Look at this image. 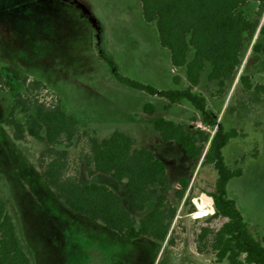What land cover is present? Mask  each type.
I'll list each match as a JSON object with an SVG mask.
<instances>
[{
	"label": "rangeland",
	"instance_id": "1",
	"mask_svg": "<svg viewBox=\"0 0 264 264\" xmlns=\"http://www.w3.org/2000/svg\"><path fill=\"white\" fill-rule=\"evenodd\" d=\"M35 2L27 13L36 14L37 18L28 16L26 31H12V46L0 48V57L17 67L12 68L41 81L62 101L67 112L81 119L99 121L102 126L133 132L140 146L155 150L156 156L164 162L167 182L161 187H149L147 207L142 212L134 211L131 197L122 185L107 175L88 176L84 166L88 146L81 135L75 137L68 148L66 175L81 183L107 186L136 219L153 208L160 194L168 198L176 213L166 239L159 241L146 236L124 239L100 219L72 212L42 176L41 153L45 142L28 136L16 140L12 127L6 123L9 109L23 87L9 77L7 69H2L8 87L0 90V199L32 264H228L226 260L217 263L210 247L212 233L225 219L207 220L212 211L200 197L201 193L213 192L217 176L211 164H201L214 129L193 117L194 108L190 103L171 105L165 111L166 100L111 79L99 55L101 36L98 31L90 29L71 9L57 1ZM111 2L89 0L88 9L99 24L109 23ZM125 3L131 5L132 1ZM253 5L250 2L239 6L237 14L255 23L257 28L264 27V12L257 17ZM142 27L135 21L129 32L114 37L113 54L103 48L113 56L123 76L157 90L184 89L185 84L178 86L173 82V77L184 75V71L172 69L167 49L158 43L154 24L150 30ZM241 37L240 56L244 63L227 79L223 92H219L216 81L207 80L209 63L203 68L201 83L193 91L205 97L218 123L238 132V136L222 148L226 164L242 172L229 180L226 194L235 201L251 234L262 240L264 92L245 89L240 78L246 77L252 86L264 88V36L258 35L253 43L245 33ZM3 62L1 59L0 68ZM38 99L50 101L43 91ZM146 103L153 105L152 115L143 113ZM13 112L14 119L23 122L19 109ZM168 114L183 121L188 118L186 130L202 147L198 158L190 159L174 142H163L154 130L153 122ZM181 178L189 180V184L182 200L177 201L174 192ZM203 229L210 232L199 241Z\"/></svg>",
	"mask_w": 264,
	"mask_h": 264
},
{
	"label": "trees",
	"instance_id": "2",
	"mask_svg": "<svg viewBox=\"0 0 264 264\" xmlns=\"http://www.w3.org/2000/svg\"><path fill=\"white\" fill-rule=\"evenodd\" d=\"M249 0H140L141 13L145 22L155 23L158 43L167 49L173 68L183 69L186 87L182 90H157L123 76L113 56L100 41L99 55L106 64L111 79L128 88L157 96L169 104L186 100L199 112L200 122L214 129L202 163H208L216 171L213 192V212L207 220L225 219L212 233L210 247L217 263L226 260L228 264H264V238L256 239L250 232L234 200L228 198L226 187L230 179L242 174L240 169H231L222 155V148L231 138L238 136L234 128L225 129L217 122L208 108L205 97L193 90L199 82L200 71L208 62L209 82L216 81L223 92L224 80L233 76L240 66V51L243 47L242 34L252 36L257 25L237 14L239 6ZM257 2L256 16L264 12V0ZM264 36V27L259 29ZM189 47L194 49L187 59ZM9 77L20 82L23 91L15 98L9 109L6 123L13 129V137L22 140L25 136L45 142L41 153L42 176L64 204L74 213L90 219H100L106 227L117 232L124 239L146 236L164 241L176 209L168 198L160 194L155 198L153 208L136 219L126 211L120 197L103 184L81 183L66 175L68 148L78 135L85 138L88 152L84 166L88 176L103 174L122 185L131 197L133 209L142 212L150 196L148 188L164 186L167 174L164 162L145 147L135 148L134 140L121 132H113L101 141L91 136L73 117L67 116L60 105V99L39 80L15 68L7 69ZM245 89L264 92L261 86H252L246 77H241ZM178 84L179 76L173 77ZM8 87V81L0 68V90ZM49 102L39 100L41 92ZM167 107V106H166ZM23 114V122L14 119V109ZM143 113L151 115L154 107L146 103ZM83 128V129H82ZM154 130L163 142H174L190 159L198 158L202 147L191 137L186 127L164 118L153 123ZM82 129V130H81ZM264 168V167H263ZM174 197L181 201L189 180L180 179ZM191 212V211H190ZM207 214V213H206ZM205 214V215H206ZM210 231L203 229L199 241ZM0 264H31L23 251L11 216L0 199Z\"/></svg>",
	"mask_w": 264,
	"mask_h": 264
},
{
	"label": "crops",
	"instance_id": "3",
	"mask_svg": "<svg viewBox=\"0 0 264 264\" xmlns=\"http://www.w3.org/2000/svg\"><path fill=\"white\" fill-rule=\"evenodd\" d=\"M35 1L36 0H0V48H2V49H10L11 48L12 42H13L12 31H14L13 33H17V32L21 33V32H24L28 29V25L25 22L26 20H28V16L32 17V18H35V17L37 18L36 14L29 15L27 13V9L30 7V5L36 4ZM51 1H57L58 3H61L65 6H67L69 9H71L73 11V13L76 15V17L80 21H82L83 23H86L90 29L97 30L98 35L101 36V42H102L103 46H105V48L110 53L113 51L112 47L115 44L114 37L118 38L119 35H121L122 33H125V31L129 32L130 26L132 25L133 22L137 21V24L140 25V27L143 26L142 28H144V29L150 30V28L153 26V24L155 27L154 22L147 23L144 21V19L142 17V13H141L140 0H131L132 1L131 5H129L128 3L126 4L125 3L126 0H112V2H111V9L112 10L110 13L111 15L107 19V21L109 20V23L106 22L103 25L99 24L98 20L94 16H92L91 12L89 11V9H88L89 0H51ZM127 1H129V0H127ZM250 2H252V4H254L253 6H255L257 9V2L256 1L249 0L244 5H247ZM244 5H242V6H244ZM33 15H35V16H33ZM106 24H108V25H106ZM259 29L260 28L256 27L254 34L252 36L248 37L250 40L252 39L253 42H255V40L258 38V35H261L259 33ZM155 32H156V30H155ZM108 37H110V39ZM188 52H190V58L189 59H191L193 54H194V49L192 47H189ZM188 52H187V54H188ZM111 54H113V53H111ZM1 59L4 61L1 69H8L11 66L17 68L15 65H13L11 62H9L7 59L4 60L3 57H0V61H1ZM206 64H208V62L204 63V67ZM172 69L175 72H177L179 70L178 68H173V67H172ZM19 70H21V69H19ZM202 72H203V69L200 71L199 82H198L197 86L194 88V90H196L198 88L199 84L201 83ZM178 76H179V82L176 85L179 86L181 84H185V87H186L184 75H182V76L178 75ZM227 79L224 80V83L227 81ZM185 103H189V102H187L186 100H180V101L173 103V104H169L167 102V105H166L167 107L165 106V111H168V109H170L171 105L184 106ZM60 105H61L63 112L67 116L73 117L74 120L79 125L83 126V128L91 136H93L96 140L101 141L104 139H108L113 132L118 131V132H121V133H124V134L130 136L134 140V147L135 148L144 147V146H140L138 144L137 137L133 132H128V131L125 132L122 129H116L115 127L102 126L101 122H99V121H90V120L78 118L75 115H73L72 113L67 112V110L62 106L61 100H60ZM146 115H148V114H146ZM193 117H195L198 121L200 119V114L195 109H194ZM163 118L166 120H170L176 124H181L185 127L188 125V122H187L188 118L185 121H183L181 118L175 117L174 114H168V116L166 115ZM145 148H147V147H145ZM154 154H155V152H154ZM192 160H194V159H192ZM165 168H166V166H165ZM181 179H185V178H181ZM21 245H22V243H21ZM22 247H23V245H22ZM23 251H24V248H23ZM27 257H28V255H27ZM29 260L31 262L30 258H29ZM31 264H32V262H31Z\"/></svg>",
	"mask_w": 264,
	"mask_h": 264
},
{
	"label": "water",
	"instance_id": "4",
	"mask_svg": "<svg viewBox=\"0 0 264 264\" xmlns=\"http://www.w3.org/2000/svg\"><path fill=\"white\" fill-rule=\"evenodd\" d=\"M200 197L208 204L209 209L213 212V198L206 193H201Z\"/></svg>",
	"mask_w": 264,
	"mask_h": 264
},
{
	"label": "built area",
	"instance_id": "5",
	"mask_svg": "<svg viewBox=\"0 0 264 264\" xmlns=\"http://www.w3.org/2000/svg\"><path fill=\"white\" fill-rule=\"evenodd\" d=\"M252 43H253V41H252ZM243 63H244V61L242 60V58H241V56H240V66H239V68L241 67V65H242ZM239 68H238V69H239ZM238 69H237V70H238ZM237 70H236V71H237ZM234 75H235V74H234ZM234 75H233V76H234ZM188 127L191 128V125L188 126Z\"/></svg>",
	"mask_w": 264,
	"mask_h": 264
}]
</instances>
